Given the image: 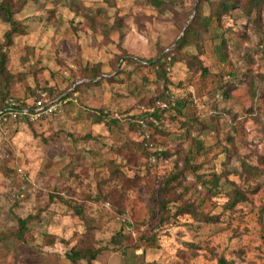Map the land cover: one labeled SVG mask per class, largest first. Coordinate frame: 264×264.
I'll return each mask as SVG.
<instances>
[{"label": "rangeland", "instance_id": "1", "mask_svg": "<svg viewBox=\"0 0 264 264\" xmlns=\"http://www.w3.org/2000/svg\"><path fill=\"white\" fill-rule=\"evenodd\" d=\"M173 7L158 8L150 0H29L16 15L25 32L8 45L10 26L0 20V49L14 78L10 95L23 100L46 92L57 103L53 114L31 123L0 122V233L16 230L19 218L30 217L32 228L27 242L0 244V264H73L66 254L86 232L102 250L92 264H217L221 256L233 264H264V5L254 15L259 25L239 10L222 17L218 32L227 38V60L208 41L201 55L211 73L207 79L185 63L175 64L169 75L175 98L192 99L190 110L202 119L224 108L236 114L237 131L228 113H220L218 132L192 130L212 146L198 158L201 172L222 176L217 195L202 210L221 214V221L197 224L181 217L160 230L159 248L138 241L159 218L161 186L176 155L151 163L136 148L122 146L141 140L129 118L141 112L145 92L154 94L157 85L142 60L169 51L194 14L193 0H174ZM93 69L99 84L89 83ZM230 71L238 78L224 99L217 76L227 81ZM100 111L117 123H94ZM168 130L175 133L155 135L165 148L189 146L184 129L171 123ZM230 147L236 152L224 151ZM242 161L261 174L245 179ZM111 162L122 166L123 183L110 178ZM235 187L245 190L247 201L225 212ZM198 192L205 194L200 186ZM47 236L54 243H46Z\"/></svg>", "mask_w": 264, "mask_h": 264}, {"label": "trees", "instance_id": "2", "mask_svg": "<svg viewBox=\"0 0 264 264\" xmlns=\"http://www.w3.org/2000/svg\"><path fill=\"white\" fill-rule=\"evenodd\" d=\"M151 3L158 8L173 10L174 0H150ZM29 0H0V20L10 26L5 37L7 45L12 42L15 34H23L25 32L24 25L20 22L16 15L20 14ZM264 5V0H193L192 17H188L182 27L181 35L174 41V46L169 51H164L160 56L148 60H142L144 67L151 68L155 74L154 94L145 95L140 101L141 112L129 118V124L133 131L137 132L141 140H127L123 144V148L131 152L133 148L140 151L143 157L151 163H155L161 159H168L176 155L174 159L173 170L165 176L161 186V205L159 218L151 228L143 230L138 237L140 244L145 248H159V233L163 227L167 225H176L181 217L192 219L197 224H216L221 221V214H211L202 210L205 201L217 195L218 187L222 176L217 172L203 173V164L198 163V158L207 156L212 151L211 145H206L203 139L192 136V130L199 131V134L207 135L211 131L218 132L220 113H228L231 115L234 130L236 114L226 108L212 113L209 119H202L199 114L190 110L189 105L194 102L190 98H175L170 85L172 84L169 77L173 67L177 63H185L189 69L194 72H201V76L207 79L211 73L208 67L201 59V55L205 53V44L210 41L214 52L222 61L227 60V38L221 30V20L223 16L231 15L234 11L239 12L247 18L251 23L259 25V17L254 15L260 14ZM206 11V12H205ZM264 51V50H263ZM125 60L133 61L132 56H123ZM140 62V61H139ZM141 63V62H140ZM229 80L225 81L223 74H219L216 87L224 99L231 97V88L238 78V72H228ZM99 72L92 70L89 83L99 84ZM13 75L7 69V54L0 49V111L6 107L8 99L13 98L10 95V87L13 81ZM250 91L252 98L255 97L254 79H250ZM147 93V94H146ZM35 96L38 93L34 94ZM16 101L20 99L14 98ZM25 100V99H23ZM108 119V124L117 123L109 112H96L94 115V123H101ZM258 119V118H255ZM31 123L27 118L18 119ZM17 121V120H14ZM175 124L179 129L185 130V139L189 141V146H177L173 150L165 148L167 143L158 142L155 135L170 136L175 132L168 130V124ZM264 140V124L262 125ZM232 137V136H230ZM231 141L234 146V138ZM228 154L235 153L234 148L230 147L224 150ZM154 160V161H152ZM262 161V160H261ZM122 166L115 162L110 163V178L117 179L118 183H123L122 177L126 176ZM191 175L193 181H188ZM261 174L258 166L242 161L241 175L245 179L255 178ZM190 177V176H189ZM205 192L204 196L198 192V187ZM225 203L224 210L236 211L237 206L247 201L245 190L235 187L229 194ZM106 199V196L103 197ZM81 207H75V213L80 214ZM144 223V221H143ZM31 218H19L18 228L8 233H0V244L7 245L10 242H27V235L31 233ZM46 243H54L53 236H47ZM138 248V245H136ZM101 249L96 246L93 234L86 232L78 240V242L67 252L66 257L73 263L79 264L85 261L86 264H92L95 261ZM217 264H233L224 256L218 257Z\"/></svg>", "mask_w": 264, "mask_h": 264}, {"label": "built area", "instance_id": "3", "mask_svg": "<svg viewBox=\"0 0 264 264\" xmlns=\"http://www.w3.org/2000/svg\"><path fill=\"white\" fill-rule=\"evenodd\" d=\"M57 103L49 100L46 92H39L38 95L25 100L16 101L10 98L6 107L0 111V122L27 118L36 121L43 116H50L56 110Z\"/></svg>", "mask_w": 264, "mask_h": 264}]
</instances>
